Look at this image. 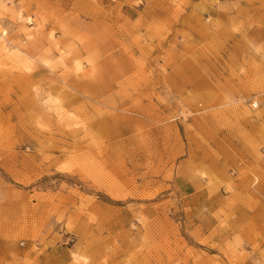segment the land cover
Instances as JSON below:
<instances>
[{
    "label": "rangeland",
    "instance_id": "374dc122",
    "mask_svg": "<svg viewBox=\"0 0 264 264\" xmlns=\"http://www.w3.org/2000/svg\"><path fill=\"white\" fill-rule=\"evenodd\" d=\"M0 264H264V0H0Z\"/></svg>",
    "mask_w": 264,
    "mask_h": 264
}]
</instances>
